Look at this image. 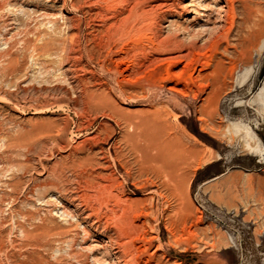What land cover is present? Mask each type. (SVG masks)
I'll list each match as a JSON object with an SVG mask.
<instances>
[{
    "label": "rangeland",
    "instance_id": "374dc122",
    "mask_svg": "<svg viewBox=\"0 0 264 264\" xmlns=\"http://www.w3.org/2000/svg\"><path fill=\"white\" fill-rule=\"evenodd\" d=\"M210 1L140 0L156 5L155 21L118 29L108 53L89 0H0V264H123L117 251L139 264H264V28L238 51L231 36L229 53L192 52L194 79L166 62L129 80L116 68V49L133 55L136 34L203 45L208 34L184 26L210 27ZM233 3L247 30L243 0ZM157 139L190 157L180 194H170ZM110 193L149 212L133 220L134 249L114 225L121 209Z\"/></svg>",
    "mask_w": 264,
    "mask_h": 264
},
{
    "label": "bare ground",
    "instance_id": "6f19581e",
    "mask_svg": "<svg viewBox=\"0 0 264 264\" xmlns=\"http://www.w3.org/2000/svg\"><path fill=\"white\" fill-rule=\"evenodd\" d=\"M191 1V0H190ZM197 1V0H196ZM195 0H192V2H195ZM250 0H243V7L245 9L246 15L243 19L244 22L249 23L250 25L248 26L247 30H242L241 27L240 29H238L237 27V22H236V11H235V6L233 3V0H211L210 4L211 6H216L217 5V9L215 10H211L209 13H207V19L206 22H211L212 25H209L210 27H208L207 29L205 28V30H198L196 29V23H195V19H192L190 22L187 23V25L184 26V28H186L189 31V34H200L201 32H205L206 34H208V38L204 39L202 42H204V44L200 45L198 44L196 41L191 42L190 44H186L185 41L182 38H178L177 36H172V35H168L165 38H153L148 37V41L147 44H145V42H143L145 40V35L142 34H136L131 36V52L133 53V55L129 54V48L126 44H123L122 46H119L116 51H119L116 57V68L118 71H120L121 73H125L124 78L128 79L129 77H135L134 71L135 73H139V74H144V72L140 71L137 72L136 69L139 66L144 65L146 70L147 69H152L150 67H156L159 64H162L163 62H166L168 64V66L171 65H181V72L180 70L178 71V73H180L177 76H182L183 74H188L187 76H189V78H193V72H189L191 71L189 68L191 66V63L193 61V55L192 52H194L195 50L199 51L203 48H214L217 52V50L223 48V50L225 52H228V48L224 47L222 44V40H226L228 44H230V37L232 36L233 38L235 37V39L232 42V46L233 48H235L236 50L243 46V45H248V44H252V42L256 39L257 35L259 34V32L264 28V9L261 6H256L253 7L251 5V3H249ZM89 2H91L92 5V19L95 21L94 22V31L96 34L100 33L101 34V40L103 42L102 47L104 49V52H115L112 51L111 48V43H110V39L112 38V36L118 31V29H128V30H135L134 28H136L135 23L136 22H146V23H151L153 24V22L155 21V17L154 12H155V8L154 6L156 5H152L148 8L141 6L140 7V0H89ZM221 4H219V3ZM174 3V1H173ZM78 4V3H77ZM164 5V6H169L171 7L172 5H170L168 2H161L159 3V5ZM219 4V5H218ZM257 4V3H256ZM158 5V4H157ZM161 5V6H162ZM160 6V7H161ZM204 6V5H203ZM206 6V5H205ZM168 7V8H169ZM182 9H184V11H187L188 8L185 7V5L181 6ZM206 8V7H205ZM204 8V9H205ZM209 9V7H207ZM91 10V9H90ZM206 10V9H205ZM157 12V11H156ZM212 12H214L215 15V19L212 18L213 17H209V15L212 14ZM181 13V12H180ZM203 14V13H202ZM213 16V15H212ZM173 15H168L166 17V21L170 22V25H174L175 20L173 19ZM85 20V19H84ZM55 24V23H54ZM155 24V23H154ZM178 24V23H177ZM147 25V24H146ZM145 25V26H146ZM135 26V27H134ZM138 26V25H137ZM155 26V25H154ZM202 26V25H200ZM148 27V26H147ZM146 27V28H147ZM182 27V26H181ZM203 27V26H202ZM142 28V27H141ZM144 28V27H143ZM152 29V28H151ZM181 29V28H180ZM191 29V30H190ZM136 30H140V29H136ZM142 30V29H141ZM140 30V31H141ZM144 30V29H143ZM124 31V30H122ZM142 32V31H141ZM182 33V32H181ZM242 33V35L240 34ZM94 34V35H96ZM130 34V33H129ZM156 34V33H155ZM170 34V33H169ZM118 35V34H117ZM157 35V34H156ZM150 36V35H149ZM127 37V36H126ZM147 37V36H146ZM155 37V36H154ZM160 37V36H159ZM195 37V36H194ZM50 38V37H49ZM97 37H95L96 39ZM198 38V37H197ZM196 38V39H197ZM190 39V38H189ZM50 42V41H49ZM120 43V42H119ZM125 43V42H124ZM128 43V42H126ZM50 45V44H49ZM96 45L97 42H96ZM171 46V49H168L167 47ZM96 48V47H95ZM71 49V48H70ZM69 49V50H70ZM101 49V48H100ZM95 50V49H94ZM102 51V50H101ZM206 51V50H205ZM238 51V50H237ZM95 52V51H94ZM103 52V51H102ZM197 51H195L196 53ZM100 54V53H99ZM107 54V53H106ZM111 54V53H110ZM109 55V54H108ZM138 55H142V57L144 59L147 60H143L141 61L137 56ZM151 55V57H149ZM102 56V55H101ZM100 56V57H101ZM104 56V55H103ZM105 57V56H104ZM76 58V57H75ZM97 58V56H96ZM99 58V57H98ZM234 58V55H233ZM100 60V58L98 59ZM80 61V60H79ZM104 63V62H103ZM208 63V62H207ZM177 64V65H176ZM124 65V66H123ZM166 67V66H165ZM121 69V70H120ZM167 69V68H166ZM169 69V68H168ZM154 71V70H153ZM223 71V70H221ZM225 71H223L224 73ZM173 73V72H172ZM221 73V72H219ZM74 74V73H73ZM134 76H131L133 75ZM174 74V73H173ZM172 74V75H173ZM217 74V73H216ZM150 75V74H149ZM171 75L170 71H167L166 75H162V79H165L167 77H169ZM175 76V75H174ZM185 76V75H184ZM138 77V76H137ZM190 79V80H191ZM194 79V78H193ZM129 80V79H128ZM132 81V80H131ZM176 82V81H175ZM104 83V82H103ZM177 83V82H176ZM203 84V83H202ZM206 84V83H205ZM201 85V84H200ZM179 86V85H178ZM139 88V87H138ZM172 90H179L175 85L170 86L169 87ZM183 89V88H182ZM180 90L181 92L183 90ZM185 89V88H184ZM212 91H215L212 90ZM100 94V93H99ZM107 94V93H106ZM183 94V93H182ZM94 95V92H93ZM110 95V94H109ZM92 96V95H91ZM93 97V96H92ZM95 98V97H94ZM99 99V98H98ZM92 102V101H91ZM106 102V101H105ZM119 105V104H118ZM86 109V108H85ZM119 111V110H118ZM84 113V112H83ZM116 113V112H115ZM162 115V114H161ZM167 115V114H166ZM154 116V115H153ZM143 119V118H141ZM129 122V121H128ZM166 122V121H165ZM207 122V121H206ZM206 124V123H205ZM129 126V125H128ZM131 126V125H130ZM140 130V129H139ZM53 131V130H52ZM127 131V130H126ZM157 131V130H156ZM138 132V131H137ZM136 133V132H135ZM51 134V133H50ZM163 134V133H162ZM147 137V136H146ZM246 139H245V143L246 146L250 149V150H257L258 149V145H256L257 141L254 135L250 134L249 132H247L246 134ZM167 138V137H166ZM145 139V138H144ZM149 139V138H148ZM233 139V138H232ZM103 140V139H102ZM150 140V139H149ZM153 140V139H152ZM166 140V139H164ZM161 140L160 142H156L154 141V148L157 150V154H156V160H160L162 167L165 169L166 171V175L167 177V181L168 183H170V185H173L174 188L170 191L171 195H177L179 192H177L176 190V181L182 177V176H186L187 175V164H188V160L190 159V157L187 159L185 157H179L177 156V154H175V152L178 150H176L175 152L169 150L171 147L170 145V141H173L172 139H168L166 141ZM179 140V138H178ZM95 141V140H94ZM148 141V140H147ZM244 141V140H243ZM146 142V141H145ZM151 142V141H150ZM180 142V141H179ZM112 143V142H111ZM169 143V145H168ZM152 144V143H151ZM183 145V143H181ZM258 144V143H257ZM170 148H169V147ZM171 146H173L171 144ZM184 146V145H183ZM182 147V146H181ZM180 147V148H181ZM172 149V148H171ZM183 149H181L182 151ZM189 150V149H187ZM186 150V151H187ZM260 150V149H259ZM149 151V150H148ZM258 151V150H257ZM263 151V150H262ZM178 152V151H177ZM189 151H187L188 154ZM251 152V151H250ZM253 152V151H252ZM260 152V151H259ZM183 154V153H182ZM185 154V152H184ZM258 154V153H257ZM262 154V153H261ZM183 156V155H182ZM189 156V155H188ZM152 157V156H151ZM176 157V158H175ZM157 160V162L159 163V161ZM157 163V164H158ZM159 165V164H158ZM63 166V165H62ZM189 166V165H188ZM178 170H181V173L178 172ZM164 174V173H163ZM184 176V178H185ZM191 178V177H190ZM165 179V177H164ZM90 182V181H89ZM87 181V183H89ZM106 184V183H105ZM108 184V183H107ZM89 185H92L91 182ZM102 185V184H101ZM110 185V184H109ZM156 185V184H155ZM94 186V184H93ZM103 187V186H102ZM96 189V188H95ZM103 189V188H102ZM108 191V190H107ZM113 192V191H112ZM111 192V193H112ZM110 193V194H111ZM166 193V192H165ZM96 194V193H95ZM102 194V192H101ZM100 194V195H101ZM180 194V193H179ZM107 195V194H106ZM114 195L111 194V196ZM93 196V195H92ZM110 196V197H111ZM100 197V196H99ZM112 198V197H111ZM116 198V199H114ZM114 200L116 201L115 205H117V207H119L121 209V214L119 216V222H115L116 224L115 227L116 229L118 228L120 235L124 236L127 241L123 244L124 247H126L127 245H129L131 243L133 249H134V244H132L133 242V232L136 231V229L138 230L141 225L138 223H134L133 220H135L137 217H139L141 214H145L146 216H148L149 212L147 211H143L140 207L135 206V204H132V202H129V199L126 201L122 199V197L118 196V194L114 195ZM130 198V197H129ZM182 199V198H180ZM107 200H109L107 198ZM107 200H106V204H107ZM252 200H254L252 198ZM86 203V202H85ZM104 203V202H103ZM252 203H254L252 201ZM95 204V203H94ZM108 205V204H107ZM114 205V206H115ZM247 205V204H246ZM245 205V206H246ZM104 206V205H103ZM110 206V205H108ZM107 207V206H106ZM195 207V206H194ZM92 208V206H91ZM96 208V207H95ZM118 208V209H119ZM90 209V208H89ZM105 209V208H104ZM110 209L112 211H116L113 208L110 207ZM119 209V210H120ZM181 210V214H182V219L187 220V216H186V211L184 210V207L180 208ZM198 210V208H197ZM185 211V213H184ZM90 213V212H89ZM112 213V212H111ZM116 213V212H115ZM107 214V213H106ZM151 214V213H150ZM101 215V214H100ZM115 215V214H114ZM117 215V214H116ZM102 216V215H101ZM116 217V216H115ZM184 217V218H183ZM107 218V217H105ZM110 218V217H109ZM197 222L201 221V216L200 214L197 216L196 218ZM114 220V219H113ZM112 220V221H113ZM145 221V220H144ZM111 222V221H109ZM108 222V223H109ZM145 224V223H144ZM111 226V225H110ZM194 226V225H193ZM114 227V226H113ZM172 228V227H171ZM190 228V227H189ZM167 229V228H166ZM182 229V228H181ZM117 230V231H118ZM169 230V229H168ZM199 231V230H198ZM191 232H195L196 231H192ZM201 232V231H200ZM133 233V234H132ZM190 233V232H189ZM139 234V233H138ZM138 236V235H137ZM140 236V235H139ZM143 236V235H142ZM198 236V235H197ZM145 238V236H143ZM212 237V236H211ZM182 238V237H181ZM204 238V237H203ZM146 240V239H145ZM118 243V242H117ZM123 245L121 247H123ZM214 246V245H213ZM120 248V247H119ZM129 248V247H128ZM136 248V247H135ZM137 249V248H136ZM135 249V250H136ZM130 251V249H128ZM123 251V250H122ZM138 251V249H137ZM134 252V251H133ZM117 253L119 255H117L123 264H139L138 263V259L135 260V258H133V254L132 251L131 253H128L127 251H123V254L120 253L119 251H117ZM130 254V256L132 257V260H130L131 258H128L126 254ZM126 257L128 258H125ZM129 256V257H130ZM163 261V260H162Z\"/></svg>",
    "mask_w": 264,
    "mask_h": 264
}]
</instances>
